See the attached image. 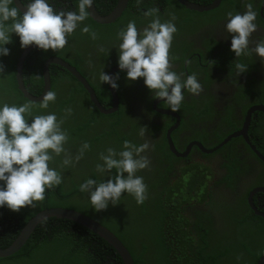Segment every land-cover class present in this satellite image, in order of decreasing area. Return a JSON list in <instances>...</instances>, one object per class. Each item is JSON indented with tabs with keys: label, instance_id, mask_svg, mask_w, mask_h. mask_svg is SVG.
Returning <instances> with one entry per match:
<instances>
[{
	"label": "trees",
	"instance_id": "trees-1",
	"mask_svg": "<svg viewBox=\"0 0 264 264\" xmlns=\"http://www.w3.org/2000/svg\"><path fill=\"white\" fill-rule=\"evenodd\" d=\"M52 1L54 8L69 10L72 8L68 3L70 0ZM108 1H110L109 7L102 9L107 5V0H95V4L102 9L103 14L108 13L117 2V0ZM159 2L164 9L172 10L174 20H177L176 25L179 27H181L178 22L181 11L183 19H196L198 24L204 17L209 21L210 18L213 19L212 10L208 12L190 10L178 0H159ZM239 7L240 12L245 10L244 5ZM152 8L159 10L157 15L163 22L161 17L163 11L153 0H141L139 4L137 0H129L128 8L115 22L98 23L89 15L85 23L93 30L103 29V35H106L110 30L125 27L119 24L120 20L124 23L135 20L136 24L144 22L146 25L151 17H145L143 13ZM220 8L219 16L227 17L228 12L236 14L233 10ZM204 42L208 45L215 43L213 48L207 47L208 53L215 54V58L219 53H223L216 44L219 46L221 44L226 52L229 48L227 43H217L212 35L205 38ZM173 43L174 41L170 51L177 48ZM117 44V39L106 45L88 43L83 53L71 36L65 48L57 52L51 49L47 51L33 49L24 62V82L31 93L40 94L44 87L43 64L48 57L56 55L74 64L92 84L85 70L93 66L98 68V77L103 70L108 74L117 64V49L115 46L112 47ZM6 47L10 50L9 54L0 57V62L5 65L4 73L0 75V100L18 104L32 103L34 115L55 112L58 118L66 117L62 127L69 133V141L66 144L68 152L74 156L84 141L90 144V148L79 162L68 167L61 165L62 157L55 158L51 166L61 173L63 180L53 190H46L43 201L34 202V206H25L18 212L6 207L0 208V248L11 245L26 223L39 211L62 206L81 211L107 226L131 251L135 264H256L264 254V217L256 214L251 208L247 199L249 189L247 192H245L246 188L243 191L240 175L249 171L248 164L238 161L235 151H226L227 144L217 152L226 153L227 157H223L225 161L223 160L219 165L226 166L228 173L221 172L218 168L212 175L214 162L223 156L220 154L204 153L205 156H213L216 159L211 158L207 164L194 160L191 154L182 161L171 151L167 139V129L171 127L174 117L155 111L152 105L153 94L144 85L143 79L138 78L129 82L125 72L118 71L119 109L114 113L105 114L95 106L86 88L70 71L52 64L51 91L56 93L57 98L47 109H41L40 101L26 98L18 86L17 63L24 50L20 46L19 37L13 33L11 42ZM93 47L97 48L96 51ZM101 47L109 59H99L100 54L97 57ZM184 48L187 52L196 46L188 43ZM189 54L175 61L184 66ZM234 56L235 54L230 50L226 60L233 62ZM254 56L253 53L246 57L242 56L240 62L247 64L248 67L252 66L250 64H253V61L248 57ZM210 63L212 62H207ZM219 66L223 67L222 70H226L229 76L232 74L229 66L224 64ZM197 67L192 65L189 74H196ZM206 74V78L197 79L205 86H209L210 81L207 79L209 73ZM257 81L255 76L248 81L250 83L248 86L247 83L241 85L235 93V98L242 105V113H245L249 105L258 103V99H252L246 104L249 98L257 96V94L248 96L247 90L253 89L258 93L259 85L261 90L264 88V81L260 80L262 85L257 84ZM92 86L101 103L106 107L112 106L108 84L98 80ZM184 96L181 108L177 111L181 115V124L171 134L179 151L181 148L184 150L186 143L191 139L199 138L206 144L205 139L209 131L204 123L219 114V110L207 97L200 99L199 95L196 97L188 92H184ZM161 105L167 106L165 103ZM67 108L72 109L70 116L65 113ZM236 109L237 105L234 104L226 108L223 122H220L218 129L216 127L212 130L215 136L223 137L221 133L225 130L233 132L239 128L237 126L243 119L238 118L242 113L240 110L235 113ZM152 116L159 117V120ZM141 126L147 127L145 136L139 135ZM126 139L137 145L145 141L150 145L147 152L143 153L148 156L150 166L137 172L147 185V199L143 204L138 205L132 195L125 193L117 204H110L107 209L97 212L92 208L88 194L80 192L78 185L88 177L107 179V176L99 177L95 172V165L99 162L98 154L107 147L119 150ZM112 171L115 174V170ZM175 173H179L177 180L173 178ZM215 177L218 179L215 180ZM225 187L229 188L231 193H225ZM231 194L232 198H230ZM0 264L125 263L117 249L93 230L67 218L50 217L36 226L19 250L8 256H0Z\"/></svg>",
	"mask_w": 264,
	"mask_h": 264
},
{
	"label": "clouds",
	"instance_id": "clouds-1",
	"mask_svg": "<svg viewBox=\"0 0 264 264\" xmlns=\"http://www.w3.org/2000/svg\"><path fill=\"white\" fill-rule=\"evenodd\" d=\"M140 2L137 0L138 4ZM20 3L24 5L23 11L16 0H0V57L9 54L6 45L11 42L13 33L19 37L22 48L35 45L54 52L64 49L77 29L93 40L97 38L96 31L84 23L93 0H73L74 10L55 9L52 0H20ZM259 4L264 5V0H259ZM244 7L243 12L226 14L224 30L231 36L230 50L236 58L255 53L264 60V36L254 47L250 46L253 43L250 38L258 29L259 9H254L250 2ZM158 11L156 8L144 11L145 17H151L144 27L138 29L136 21L130 20L117 32V66L119 72L126 73L129 82L142 78L153 98L161 99L171 111H178L185 99L184 92L199 95L203 89L195 73L174 70L170 48L177 32L175 18L162 22ZM247 68L245 63H235L237 74ZM4 70L5 65L0 62V75ZM119 72L109 75L103 70L99 80L118 89ZM56 98L54 91H47L39 107L47 109ZM33 108L29 102L0 100V208L13 212L43 201L46 190H53L62 183L61 173L51 166L55 158L62 157L61 165L68 167L79 162L90 148L84 141L77 153L71 155L66 148L69 133L62 127L66 117L58 118L55 112L34 115ZM71 112V108L65 109L66 115L70 116ZM146 130V126H141L139 135L145 136ZM149 147L147 141L137 145L126 139L119 150L107 147L98 154L95 172L107 179L88 177L78 185L80 192L88 194L95 211L117 204L125 193L132 195L138 205L144 203L147 185L137 172L150 166L148 156L143 154Z\"/></svg>",
	"mask_w": 264,
	"mask_h": 264
},
{
	"label": "flooded vegetation",
	"instance_id": "flooded-vegetation-1",
	"mask_svg": "<svg viewBox=\"0 0 264 264\" xmlns=\"http://www.w3.org/2000/svg\"><path fill=\"white\" fill-rule=\"evenodd\" d=\"M153 1L158 6V8L161 11H163L162 15H161L163 21L170 20L174 17L171 9H169V8L164 9V6H160L159 0H153ZM194 1L199 2L201 4H210L213 2V0H194ZM53 2L54 1H52V3ZM249 2L253 3L254 8L259 9L258 13L260 14L257 17V21H256L257 25H258V29L256 32H254L252 34V36L250 38L253 41V43L250 46L254 47L255 42L261 36H264V5L259 4V0H244L243 3L241 4V7H242V5L245 6V4L249 3ZM68 3L72 7L71 9L74 10L75 4L71 0L68 1ZM109 3H110V1L107 0V5L105 7L101 6L102 9L108 8ZM117 3H118V0H117L116 4L114 5V7L117 5ZM114 7L110 11H108V13H110L114 9ZM220 7H223V0H221L220 4L218 6H216L215 8H211L209 10L198 11V12H208V11L212 10L211 17L213 16V19L210 18V21L207 20V18H205L204 16H203L204 17L203 21L200 24L197 23L196 19H183L184 21L195 23V26L192 30L183 31L181 29V27L176 25L177 32L174 35V40H173L174 43L173 44L177 45V48L178 47L182 48L184 46H187L188 43H192L194 46H196V48L199 47L205 53V63H207L208 61H210L212 63L207 64L205 66H202L200 64L193 62L192 58L189 57V55H190L189 54L186 57L185 65L182 68H181L182 65H180L179 62L171 60L173 68L178 73L184 72L185 74H189V68L192 67V65H197L198 67L196 68V75H197V78H199V79L206 78L207 77L206 72H208L209 78H207V79L210 81L209 86H205L201 82L203 90L199 94V96H200L199 98L203 99L204 97H207V99L211 101L212 105H214L216 107V109L219 110V114L217 116H215L213 119L208 120L207 122L204 123L205 125L208 126V131H209L208 136L205 139V140H207V141H205L206 144H204L203 141H201L199 138L191 139V141H188L186 143L184 150H182V148H181V151H179L177 149L180 152V155H178V156H177V154H175V155L177 157L181 158L182 161H184L183 158H185L191 154L192 157H194L193 158L194 160L196 159V160H199L200 162L207 164L211 158H213V160H216V159L213 156H210V157L205 156L204 153H206V152H204L201 149V147L198 145V142H200L204 147L212 149V148L218 146L219 144H221L225 139H227V137L229 135H231L235 132H238L240 130L244 131L245 125H248V131H247L248 138L246 139L244 137V135H241V134L237 135L235 137L233 136L230 140H228L225 143L228 146V149L226 151H229V152L235 151V153H236L235 156L238 159V161H242V163L248 164L249 171H247L243 175L242 174L240 175V179L242 181V187H244L243 191H245V188H246L245 192H247V189H249L248 194H247V199H248L249 204H250V199H252L253 203L256 205L257 209L264 213V184H262V182H264V110L256 109L250 114L248 121L246 119L247 116H249L248 110L251 107H253V106L264 107V102H263L264 101V88H263V90H261V87L259 85L260 90L258 91V93H257V91H255L253 89L247 90L248 96H252L251 94H253V95L257 94V96L256 97L252 96L251 98H249V100L246 101V104H247V102L249 103L252 99H258V103L249 105L247 107V109H245V113H242V108H241L242 105L239 104V101L235 98V93L238 91V89L241 87V85L247 83V86H248V84H250V83H248V81H250L255 76L258 79V81L256 82L257 84H261L264 81V60H262L260 57H258L256 55L254 57H248V59L250 58V61H253V64H250L252 66H249L247 68L248 73L237 74V70L234 69V70H231V72H230V73H232V74L234 73V74L233 75L231 74L230 76L228 75L226 70H224V71L222 70L223 67L216 65V61L213 58L215 54L210 55L207 51V47L213 48L215 46V43H213V45L207 46V44H205L204 41H205V38L212 35L214 38H216L217 43L230 44V42H231V36L224 30V24H225L227 17H223V15H220V16L218 15L221 12ZM96 8L100 13L103 12L102 9H99L98 5H96ZM127 8H128V6H127ZM55 9H61V7H58ZM143 9H145V7H143ZM195 11H197V10H195ZM108 13H106V14H108ZM101 14H103V13H101ZM219 17H221V18L219 19ZM144 20H146V19H144ZM94 21H96V20H94ZM111 23H113V22H111ZM137 23H138L137 24L138 29L145 26L144 22H142V23L137 22ZM102 24H106V23H102ZM195 30H197V31L193 34L192 32ZM113 46H116V45H112V47ZM216 46L220 47L222 49L223 53H226V51L223 50L224 48L221 47V44H220V46L216 44ZM35 49H38V47ZM96 49L97 48L93 47L94 51H96ZM189 50H191V48ZM97 54L98 55L100 54V50L98 51ZM226 54H228V53H226ZM253 54H255V53H253ZM52 56H56V55H52ZM52 56H50V57H52ZM50 57H48V58H50ZM58 57H60V56H58ZM234 57L232 58L233 62H239L240 61L239 58H241V57L235 58V59H234ZM61 58H63V57H61ZM47 59L45 60V62L47 61ZM45 62L43 64V70H44ZM52 64H56V63H51L50 66ZM223 64L225 65V63H223ZM59 66H61V65H59ZM50 75H51V72H50ZM228 76H229V78L227 79ZM43 79H44V77H43ZM260 80H262V82ZM110 93H111V91H110ZM40 94H36V95H40ZM259 94H261V95H259ZM111 96H112V94H111ZM195 96L197 97L198 95H195ZM158 99L159 98H153V100H152L153 109L155 111H157L155 109L156 103L158 104L157 106L159 108L171 111L168 108V106L161 105V103H163V101L158 100ZM231 100H232V103H231ZM233 104L237 105V109H236L235 113H237L238 110H240V112L242 114H244V115L241 114L238 117L240 120L243 119L242 123H239L237 126L239 128L233 132L225 130L224 133H221V135H223V137L215 136L213 134V131H212L213 128H216V127H217V129L219 128V126L221 125L220 122H223V119L225 116V108L228 107L229 105H233ZM157 112H159V111H157ZM172 112L177 113L179 115V117H180L179 125H180L181 124V115L177 111H172ZM159 113H161V112H159ZM161 114L171 115L169 113H161ZM172 116L174 117V115H172ZM152 117L154 119L159 120V117H156V116H152ZM185 117L188 118L187 115H185ZM177 120H178V118L174 117V120L171 123L172 125H170V126L172 127V126L176 125ZM179 125H178V127H179ZM178 127H176L174 130H176ZM222 127L223 126H221V128ZM169 129H167V132ZM233 140H235V141H233ZM219 149H217V150H219ZM217 150H215L214 152H211V153H206V154L215 153V154L223 155V156H220L217 159V161L214 162V165H213L214 168H212V171H213L212 175H214V172H216L218 168L221 169V172L228 173V169L226 166L222 167L221 165H219V163L223 162V160H224L223 157H225V156L227 157V155H226V153H223V152H217ZM229 159L233 160V158H231V157H229ZM244 165H242V166H244ZM215 176H216V174H215ZM217 177H215V180L218 179ZM173 178H174V180H177L179 178V173H175V176H173ZM258 188H261V189L256 191L255 189H258ZM225 190H226L225 193H231L229 188L225 187ZM232 197H233V195L231 194L230 198H232ZM250 206H251V204H250ZM260 216H262V215H260ZM262 217H264V216H262Z\"/></svg>",
	"mask_w": 264,
	"mask_h": 264
},
{
	"label": "water",
	"instance_id": "water-1",
	"mask_svg": "<svg viewBox=\"0 0 264 264\" xmlns=\"http://www.w3.org/2000/svg\"><path fill=\"white\" fill-rule=\"evenodd\" d=\"M181 4L185 5V7L197 11H203V10H209L211 8H215L218 6L221 2V0H213L210 4H201L199 2L190 1V0H178ZM129 3V0H118L117 5L114 7V9L108 13V14H101L95 4V0H93V6L90 9V16L96 20L99 23H111L116 21L124 12V10L127 8ZM17 6L20 8L21 11L24 10V5L20 3V0H16ZM37 48L35 45H29L26 47L22 55L19 57L18 63H17V79H18V86L19 89L22 91L24 96L30 100L33 101H40L42 96L47 92L51 91L52 87V81H51V75H50V64L56 63L58 65H61L65 67L68 71H70L79 82L83 84V86L86 88V90L89 93L90 99L93 101L95 106L105 114H111L116 112L119 109L120 104V98L118 94L117 89H112L110 85H108L109 90L112 94V106L106 107L104 106L101 101L99 100L96 91L92 84L88 81V79L80 72V70L73 64H71L69 61L65 60L64 58L58 57V56H52L47 59L45 62L44 70H43V77H44V88L40 95H34L32 94L27 86L25 85L24 78H23V68H24V62L26 60V57L30 51ZM119 71L118 66H113L110 71L108 72L109 75H115ZM161 100V99H158ZM158 104H155V109L161 113H169L171 115H174V117H177V123L176 125L172 126L168 132H167V139L169 143V147L171 151L175 154L180 155V152L177 150L174 141L172 139V131L178 127L180 122V117L177 113H174L172 111H168L166 109L159 108L157 106ZM256 109H262L264 110V107L261 106H253L248 110L249 116H247V121L250 117V114L256 110ZM176 115V116H175ZM246 121V122H247ZM244 131L240 130L238 132H235L227 137L221 144L214 148H206L204 147L200 142H198V145L201 147V149L206 153L214 152L215 150L222 147L228 140H230L233 136L237 135H244V137L247 139V131H248V125H245ZM261 188L255 189L260 190ZM254 190V191H255ZM251 207L255 210V212L259 215L264 216V213L257 209L256 205L253 203V200L250 199ZM50 217H58V218H67L73 221H76L78 223H81L82 225L88 227L89 229L93 230L95 233L99 234L101 237L106 239L109 243H111L117 251L122 256L125 264H135L133 255L131 251L127 248V246L123 243V241L107 226L102 224L101 222L97 221L96 219L90 217L89 215L75 210L71 208H65L62 206L58 207H52V208H46L41 211H39L36 215H34L27 224L23 227L17 238L13 241L11 245L5 248H0V256H8L12 253L19 250L29 239L30 235L35 230L36 226L44 219L50 218ZM256 264H264V254L259 258V260L256 262Z\"/></svg>",
	"mask_w": 264,
	"mask_h": 264
},
{
	"label": "rangeland",
	"instance_id": "rangeland-1",
	"mask_svg": "<svg viewBox=\"0 0 264 264\" xmlns=\"http://www.w3.org/2000/svg\"><path fill=\"white\" fill-rule=\"evenodd\" d=\"M243 1L244 0H223V7H224L225 10H228V11H232L233 10L234 13H237V12L241 11L239 6L243 3ZM182 16H183V12L181 11L180 12V17L181 18L178 20V22H179V24L181 26V29L183 31L192 30L194 28V26H195V23L194 22L184 21ZM120 21L121 22L119 24H121V26H125L126 27L127 23H124L122 20H120ZM173 22L175 24H177V20H174ZM119 30H120L119 28L118 29H114V30H110L109 33H107L106 35H103L104 34V30L97 28L95 30L96 33H97V38L95 40H93V39L90 38V36L88 34L82 33V32L79 31V29H77L74 32V34L72 35V38L78 44V47L81 49V51L84 53L85 50H86V45L88 43L95 42V43L100 44V45L101 44L102 45H106L108 42L117 39V32ZM228 45H229V48H228V51L226 53H229V51H230V44H228ZM101 49H103V47H101ZM185 50L186 49L184 47H182V48L178 47V48H175L172 51H170V57L174 58V59H171V60L175 61V60H177V59H179L181 57H185L187 54L190 53L189 57L192 58L193 62L198 63V64H200L202 66L207 65V63H205V53L199 47L198 48H193V49H191V50H189L187 52H185ZM181 51H182V53H181ZM226 53H219L217 58L214 57V60L216 61V65L219 66V65L225 63V65L229 66V68L234 70L236 62L235 63L228 62L226 60V55H227ZM211 55H213V53ZM97 57H98V54H97ZM108 57H109L108 55H105L104 49H103V51H100L99 59H109ZM86 60L87 59L85 58V61ZM184 65H185V62H184ZM182 67L183 66H181V68ZM85 72H86V75L89 77V80L91 82L95 83L96 81L99 80L98 68L97 67L89 66V68L87 70H85ZM226 108H225V110H226ZM236 263H241V262L236 261Z\"/></svg>",
	"mask_w": 264,
	"mask_h": 264
},
{
	"label": "bare ground",
	"instance_id": "bare-ground-1",
	"mask_svg": "<svg viewBox=\"0 0 264 264\" xmlns=\"http://www.w3.org/2000/svg\"><path fill=\"white\" fill-rule=\"evenodd\" d=\"M27 224V223H26Z\"/></svg>",
	"mask_w": 264,
	"mask_h": 264
}]
</instances>
